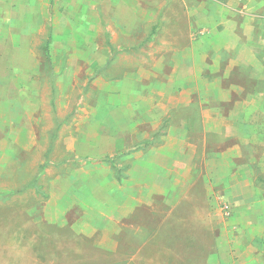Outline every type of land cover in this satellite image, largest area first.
Here are the masks:
<instances>
[{
  "label": "crops",
  "instance_id": "obj_1",
  "mask_svg": "<svg viewBox=\"0 0 264 264\" xmlns=\"http://www.w3.org/2000/svg\"><path fill=\"white\" fill-rule=\"evenodd\" d=\"M215 5L216 0H0V64L11 65L6 56L40 55L34 41L45 39L49 78L69 89L66 97L79 88L81 118L104 130L102 144L113 136V152H128L130 160L118 165L127 170L113 185L126 206L112 209L111 249L95 245L111 255L62 264H201L206 250L204 264H264V207H245L256 190L249 191L254 185L246 166L236 170L233 157L239 154H217L221 137L233 135L231 123L228 131L222 127L231 119L223 116L225 107L221 112L226 83L210 79L216 66L205 68L203 39L196 33L201 16L220 24L210 12ZM226 14L224 24L230 22ZM24 40L33 47H23ZM206 42L214 44L215 36ZM56 56L64 57L63 64ZM243 125L236 128L246 134ZM154 135L156 142L149 139ZM196 194L203 201L193 207ZM219 200L231 203L229 217H223ZM159 232L182 233L174 242H181V250L173 251ZM249 248L254 257L244 254Z\"/></svg>",
  "mask_w": 264,
  "mask_h": 264
},
{
  "label": "rangeland",
  "instance_id": "obj_2",
  "mask_svg": "<svg viewBox=\"0 0 264 264\" xmlns=\"http://www.w3.org/2000/svg\"><path fill=\"white\" fill-rule=\"evenodd\" d=\"M226 10L225 19L230 22L224 24ZM211 11L220 24H210L213 18L201 16L196 33L203 39L200 49L205 68L216 66L210 79L226 83L223 97L231 102L226 104L222 98L221 112L225 107L223 116L232 120L222 127L228 131L231 123L233 132L218 141L217 154H239L233 157L236 170L238 164L246 166L249 182L254 185L249 191L256 190L245 207L254 211L257 205L264 207V0H216ZM213 36L215 43H207ZM36 43L40 55L6 56L4 60L11 65L0 64V264H62L78 262L81 257L94 261L111 255L95 245L111 249L115 234L112 209L126 206L119 203L113 185L127 170L118 165L130 161L128 152H113L117 148L113 136L108 143L98 141L104 130L90 128L94 121L81 118L79 88L66 97L64 92L69 89L55 86L58 80L49 78L53 71L49 56L43 54L46 40ZM20 44L33 47L30 40ZM54 58L61 63L64 57ZM205 71L201 78H206ZM240 123L246 134L237 130ZM149 139L156 142L159 137ZM190 142L198 144V138H190ZM199 201L203 197L196 194L192 206L197 207ZM219 203L223 217H229L224 206L231 210V203ZM246 216L255 219L254 215ZM157 234L172 243L173 251L181 250V242H174L182 233ZM207 251L199 256L201 264ZM244 254L255 256L250 248ZM231 258L236 260V254Z\"/></svg>",
  "mask_w": 264,
  "mask_h": 264
},
{
  "label": "built area",
  "instance_id": "obj_3",
  "mask_svg": "<svg viewBox=\"0 0 264 264\" xmlns=\"http://www.w3.org/2000/svg\"><path fill=\"white\" fill-rule=\"evenodd\" d=\"M224 209H225V211L227 212V211L229 210V206H228V205H225V206H224Z\"/></svg>",
  "mask_w": 264,
  "mask_h": 264
}]
</instances>
